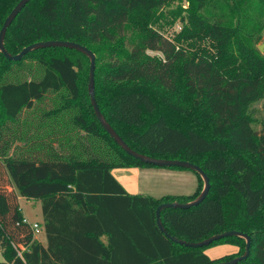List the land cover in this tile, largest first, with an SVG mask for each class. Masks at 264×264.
Wrapping results in <instances>:
<instances>
[{"label": "trees", "instance_id": "trees-1", "mask_svg": "<svg viewBox=\"0 0 264 264\" xmlns=\"http://www.w3.org/2000/svg\"><path fill=\"white\" fill-rule=\"evenodd\" d=\"M18 1L0 0V28ZM171 1L29 0L4 46L16 54L68 40L90 49L95 100L118 135L141 154L190 161L209 178L201 203L161 210L166 231L186 241L241 231L250 236L249 255L236 264H264V121L256 129L250 114L264 95V61L252 46L264 0H190L169 38L152 25ZM31 58L35 66L26 64ZM0 59L1 69L18 67L0 77V264H214L234 258L205 252L220 242L244 252L237 236L192 248L158 229L157 206L194 199L198 175L193 194L161 197L128 193L112 175L157 166L127 154L99 123L86 55L56 46ZM21 69L30 76L21 78ZM180 90L188 105L175 100ZM48 97L52 106L42 110ZM18 193L40 201L45 245L24 221Z\"/></svg>", "mask_w": 264, "mask_h": 264}, {"label": "rangeland", "instance_id": "rangeland-1", "mask_svg": "<svg viewBox=\"0 0 264 264\" xmlns=\"http://www.w3.org/2000/svg\"><path fill=\"white\" fill-rule=\"evenodd\" d=\"M190 0H172L169 5L162 7L157 14L160 17L157 18V21L152 25L154 28L159 30L162 34L169 38H174L177 33L180 31L182 22L179 16L176 14L180 9L186 10L189 6ZM171 11H174L172 14ZM184 14V12H183ZM258 39L252 45L255 50H257L264 61V26L258 34ZM188 48V47H187ZM62 54L64 52H41L37 56L43 55L48 56L51 54ZM147 53L151 56L161 57V53L148 50ZM0 59V65H2ZM26 64H31L35 66V60L29 59L26 61ZM18 67H13L12 69L7 70L5 67L0 68V77L2 71H7L6 76L11 78L13 70H16ZM21 78H28L30 75L25 69H21ZM175 100L181 104L188 105V98L182 90L177 92ZM39 108L46 110L52 106L50 97L46 98L44 101L39 103ZM250 114L255 119L254 126L256 129H259L261 122L264 121V95L261 99L256 100L252 103L250 107ZM140 170V169H139ZM143 173H138L137 177L128 183L131 184L129 191H136L137 188H134V182H139L141 192L143 194H148L152 196L159 197L164 194H179V195H190L195 192L198 185V176L194 171L184 169V170H174L165 167H146L144 168ZM135 179V180H134ZM202 186H200L201 189ZM198 190V192L200 191ZM21 205V213L24 218L27 219L28 223L33 224L34 222H39L41 224L42 215H41V205L40 201L36 199H29L18 193ZM41 228V227H40ZM35 237L45 244V234L42 229L38 233H35ZM205 252L210 257H237L243 252V247L241 248L234 243L220 242L215 245H212L205 249ZM0 261H3V256L0 251Z\"/></svg>", "mask_w": 264, "mask_h": 264}, {"label": "water", "instance_id": "water-1", "mask_svg": "<svg viewBox=\"0 0 264 264\" xmlns=\"http://www.w3.org/2000/svg\"><path fill=\"white\" fill-rule=\"evenodd\" d=\"M29 0H19L16 5L12 8L10 13L6 16L2 27L0 28V52L7 58L8 60L12 61H18L20 60L25 54L28 52L38 49V48H44V47H65L77 50L84 55H86L89 59V76H88V85L87 90L90 97V102L94 110V114L96 118L98 119L101 126L106 130V132L110 135V137L113 138V140L118 144V146L121 147L127 154L131 155L132 157L138 159L140 162L144 164H149L157 167H165V168H171V167H180L184 169H188L191 171H194L203 182L202 189L200 193L192 200L188 202H163L159 204L155 210V218H156V225L158 229L171 241L184 245L186 247H192V248H200L204 246H208L213 241H216L222 237L227 236H237L240 238H243L245 240V249L244 252L227 261L217 262L214 264H236L237 262L244 260L249 255V248H250V236L246 233H243L241 231L237 230H228L224 231L222 233L214 234L209 236L208 238H205L200 241H186L183 239H179L173 235H171L169 232L166 231L165 227L162 224V220L160 217L161 210L165 208H180V209H187L191 206L198 205L203 201V199L206 197L209 188H210V182L207 174L196 164L187 161V160H179V159H164V158H156L147 156L144 154H141L135 150H133L119 135L118 133L110 126V124L106 121L104 116L102 115L98 104L95 100L94 96V70H95V54L88 49L86 46L79 44L77 42L68 41V40H46V41H38L35 43H32L30 45H27L23 47L18 53L11 54L9 53L5 46H4V36L6 33L7 27L10 25L12 20L16 17V15L20 12V10L25 6V4Z\"/></svg>", "mask_w": 264, "mask_h": 264}, {"label": "crops", "instance_id": "crops-1", "mask_svg": "<svg viewBox=\"0 0 264 264\" xmlns=\"http://www.w3.org/2000/svg\"><path fill=\"white\" fill-rule=\"evenodd\" d=\"M146 167H129V168H117V169H113L111 171L112 175L117 179V181H119V183L124 187V189L131 194H143L140 190V184L139 182H134V188H137L136 191H129L130 188L132 187L131 184H129L128 182L133 180V178L137 177L139 171L140 173H143L146 170H143ZM140 169V170H139ZM174 170H178V169H174ZM135 180V179H134ZM196 191V190H195ZM193 194V193H192ZM144 195H148V194H144ZM164 195H179V194H164ZM191 195V194H190ZM152 196V195H151ZM163 196V195H161ZM159 196V197H161ZM156 197V196H154ZM19 200V204H20V199L18 197ZM21 208V205H20ZM27 220V219H26ZM46 240V237H45ZM40 241V240H39ZM42 243V242H41ZM44 244V243H43ZM46 244V242H45ZM44 244V245H45Z\"/></svg>", "mask_w": 264, "mask_h": 264}, {"label": "built area", "instance_id": "built-area-1", "mask_svg": "<svg viewBox=\"0 0 264 264\" xmlns=\"http://www.w3.org/2000/svg\"><path fill=\"white\" fill-rule=\"evenodd\" d=\"M24 221H27L26 220V218L24 219ZM31 227H32V229H33V231H34V234L35 233H38L39 231H40V223L39 222H34L33 224H31Z\"/></svg>", "mask_w": 264, "mask_h": 264}]
</instances>
